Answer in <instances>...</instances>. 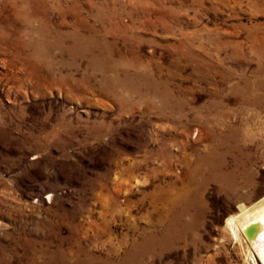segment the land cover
Listing matches in <instances>:
<instances>
[{
    "label": "rangeland",
    "instance_id": "rangeland-1",
    "mask_svg": "<svg viewBox=\"0 0 264 264\" xmlns=\"http://www.w3.org/2000/svg\"><path fill=\"white\" fill-rule=\"evenodd\" d=\"M263 198L264 0H0V264H258Z\"/></svg>",
    "mask_w": 264,
    "mask_h": 264
},
{
    "label": "bare ground",
    "instance_id": "bare-ground-1",
    "mask_svg": "<svg viewBox=\"0 0 264 264\" xmlns=\"http://www.w3.org/2000/svg\"><path fill=\"white\" fill-rule=\"evenodd\" d=\"M242 215H244L245 221L241 220ZM230 219L232 227L236 229L237 233H240L239 236L242 237H245L244 230L249 224L256 221L263 222L262 230L258 233L257 238L252 241L248 240V242L251 244L256 262L258 264H264V198L253 207L246 208L242 213L235 214Z\"/></svg>",
    "mask_w": 264,
    "mask_h": 264
},
{
    "label": "water",
    "instance_id": "water-1",
    "mask_svg": "<svg viewBox=\"0 0 264 264\" xmlns=\"http://www.w3.org/2000/svg\"><path fill=\"white\" fill-rule=\"evenodd\" d=\"M262 227H263L262 221H256L249 224L244 230L246 239L249 241L255 240L260 230H262Z\"/></svg>",
    "mask_w": 264,
    "mask_h": 264
}]
</instances>
